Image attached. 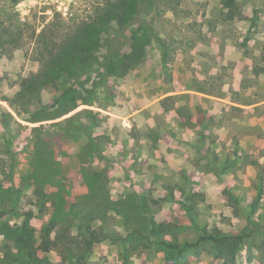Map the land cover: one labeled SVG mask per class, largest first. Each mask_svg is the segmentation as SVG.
Returning <instances> with one entry per match:
<instances>
[{"label": "rangeland", "instance_id": "rangeland-1", "mask_svg": "<svg viewBox=\"0 0 264 264\" xmlns=\"http://www.w3.org/2000/svg\"><path fill=\"white\" fill-rule=\"evenodd\" d=\"M125 1L0 0V264H264V0Z\"/></svg>", "mask_w": 264, "mask_h": 264}, {"label": "trees", "instance_id": "trees-1", "mask_svg": "<svg viewBox=\"0 0 264 264\" xmlns=\"http://www.w3.org/2000/svg\"><path fill=\"white\" fill-rule=\"evenodd\" d=\"M133 1H134V7L133 8H131L130 4H128V0H126L123 3V7H124L123 9H125V10H124V14L122 16L127 17V20H130V21L128 23H125L123 20H121L120 24L124 25V29H123L122 34L126 33L127 29L134 24L133 22H136L137 20H139L138 16L142 12V6L143 5H145L147 3L151 4V5L156 4V0H133ZM121 18L119 17V19H121ZM0 25H1V23H0ZM1 41H2V39H1V35H0V42ZM71 45H72V47L70 48V51H68L66 53L60 52L58 54H55L54 56H49V58L46 57V58L42 59V61L44 63V65H43L44 69L39 74V76H36V77L38 79H41V80L42 79L50 80V75L53 73L54 69L58 66L59 63L61 65L58 68L62 72L67 73V71H69L70 69H74L77 72L81 73V70L84 66L97 62V58L94 55L95 51L97 50V47L91 48V45L88 41H85L84 39L78 38V39L73 40ZM133 48H134V50L138 49L135 41H133ZM90 51H92V52L90 53ZM70 56L74 57L73 60H71ZM112 63L115 64L116 62L113 60ZM100 66H102V68H105V70L108 68V67H106V65L104 63L103 64L100 63ZM27 87L25 86V88L30 90L31 93L32 92L36 93V91L39 90L38 88H35L34 86H31V87L29 86L30 88H27ZM64 94L68 96L70 94V92L66 91ZM27 97H28L27 93H24V90H23V93L21 94V96L19 98L26 99ZM7 102L9 103L8 100H7ZM56 102L59 103L60 99H57ZM9 105L14 108V103L10 102ZM75 108L76 107H73L72 110H74ZM72 110H70V111H72ZM8 116H11V114L9 112L3 113L2 120H5V118ZM199 122H201V124H202L201 126H203L201 129V134H202V137L204 138L206 130L204 128V123H203L202 117H199ZM87 225H89V223H87ZM150 226H151L152 233L155 235L157 233H159V231H161L160 227H158V225L156 226L153 221H151ZM88 227H90V226H88ZM16 232L17 231H14L15 238L19 241H23L22 238H24V236H26V233L21 232L20 234L17 235ZM87 235L91 238L90 243L102 241V239H100L97 236V234L94 232H89V233L87 232ZM222 239L223 240L216 239V238H213L210 236H203L201 238V240H206V241L210 240V241L215 242V243L219 242V240H221L220 242H223V243L219 242L218 244L219 245L226 244V246L223 247V251L226 252V249H227L229 251V253H227V256H228V254H230L233 257L235 252L239 249L240 245L243 243L244 237L243 236L235 237L234 238L235 241L233 243L227 242L226 238H222ZM165 245L169 249H177L176 245H173L170 243H166ZM188 246H190V244H188V243L184 245V247H188Z\"/></svg>", "mask_w": 264, "mask_h": 264}]
</instances>
